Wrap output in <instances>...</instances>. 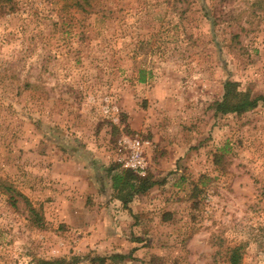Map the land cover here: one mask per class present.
Returning <instances> with one entry per match:
<instances>
[{
    "label": "rangeland",
    "instance_id": "374dc122",
    "mask_svg": "<svg viewBox=\"0 0 264 264\" xmlns=\"http://www.w3.org/2000/svg\"><path fill=\"white\" fill-rule=\"evenodd\" d=\"M229 81L264 96V0H0V264H264V100L219 111Z\"/></svg>",
    "mask_w": 264,
    "mask_h": 264
},
{
    "label": "trees",
    "instance_id": "16d2710c",
    "mask_svg": "<svg viewBox=\"0 0 264 264\" xmlns=\"http://www.w3.org/2000/svg\"><path fill=\"white\" fill-rule=\"evenodd\" d=\"M237 84L234 82H227L225 85L226 92L224 95V100L220 103H218V110L221 112H239L242 113L244 111L250 110L257 106V103L260 99L264 100V96H259L256 98H251L249 92H239L236 88ZM137 174L134 173L132 170L126 169L122 174H116L114 176V187L116 189L121 190V186L128 185L131 188H137V191L140 192L142 190H146L149 188L152 184L146 185L144 182V186H139L138 184H135V181H137ZM142 187V188H141ZM127 202V200H124V203ZM242 254L239 252V249L235 248L233 249V252L231 254V263L232 264H240ZM105 258H101V261L104 262ZM63 263V260H61ZM59 261L56 262H44L42 264H58ZM66 263V262H65Z\"/></svg>",
    "mask_w": 264,
    "mask_h": 264
},
{
    "label": "built area",
    "instance_id": "2783aa9c",
    "mask_svg": "<svg viewBox=\"0 0 264 264\" xmlns=\"http://www.w3.org/2000/svg\"><path fill=\"white\" fill-rule=\"evenodd\" d=\"M125 147L129 148V153L124 159V165L136 173L143 174L146 172L148 162L145 158V147L148 142L141 139L125 140Z\"/></svg>",
    "mask_w": 264,
    "mask_h": 264
},
{
    "label": "crops",
    "instance_id": "0c3cea01",
    "mask_svg": "<svg viewBox=\"0 0 264 264\" xmlns=\"http://www.w3.org/2000/svg\"><path fill=\"white\" fill-rule=\"evenodd\" d=\"M93 189H94V191H93ZM92 192H93V195H95V197L93 198V200L96 201V204L93 207H98L100 209H103L107 215L109 214L105 218L107 224L108 223L109 224L111 223V222H109V218H111L113 220L114 219L113 218L114 215L117 218L120 217V219H126V217H125L126 216L125 209L123 208V205L121 204V201L120 200H118V199H113V200L110 199V200H108V198H109L108 197V198H106L107 200H105L104 206L102 207V206L99 205L100 204V202H99V193H100L99 190H97L96 187H93L92 188ZM108 194H110L109 191H108V193L105 194V196H109ZM123 222H125V221H123ZM120 223H122L121 220H119L117 224H120Z\"/></svg>",
    "mask_w": 264,
    "mask_h": 264
}]
</instances>
